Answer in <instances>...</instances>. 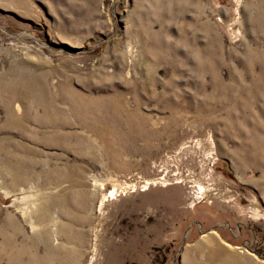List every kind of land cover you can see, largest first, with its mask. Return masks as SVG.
I'll use <instances>...</instances> for the list:
<instances>
[{
	"label": "rangeland",
	"instance_id": "obj_1",
	"mask_svg": "<svg viewBox=\"0 0 264 264\" xmlns=\"http://www.w3.org/2000/svg\"><path fill=\"white\" fill-rule=\"evenodd\" d=\"M0 264H264V0H0Z\"/></svg>",
	"mask_w": 264,
	"mask_h": 264
},
{
	"label": "bare ground",
	"instance_id": "obj_2",
	"mask_svg": "<svg viewBox=\"0 0 264 264\" xmlns=\"http://www.w3.org/2000/svg\"><path fill=\"white\" fill-rule=\"evenodd\" d=\"M110 195H111V198L114 199V197L116 195V191L111 192ZM110 195H106L105 197H103L104 200L102 201V204L104 201L109 200ZM211 238H212L211 242H213V243H215V245H217L218 241L216 240V238H214V237H211ZM219 247H221V245Z\"/></svg>",
	"mask_w": 264,
	"mask_h": 264
}]
</instances>
